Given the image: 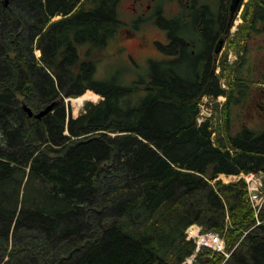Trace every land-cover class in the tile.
<instances>
[{
    "label": "trees",
    "instance_id": "trees-1",
    "mask_svg": "<svg viewBox=\"0 0 264 264\" xmlns=\"http://www.w3.org/2000/svg\"><path fill=\"white\" fill-rule=\"evenodd\" d=\"M119 3L0 0V264H186L193 223L222 233L230 251L193 264H264V204L256 215L242 180L216 179L264 173V120L231 129L264 82L249 57L264 0L246 2L228 37L237 59L225 54L221 75L183 49L129 80L123 67L98 79L107 52L122 57ZM87 90L102 98L72 117L65 98ZM221 94L219 127L199 124L201 97ZM49 104L39 118L26 109Z\"/></svg>",
    "mask_w": 264,
    "mask_h": 264
},
{
    "label": "flooded vegetation",
    "instance_id": "flooded-vegetation-1",
    "mask_svg": "<svg viewBox=\"0 0 264 264\" xmlns=\"http://www.w3.org/2000/svg\"><path fill=\"white\" fill-rule=\"evenodd\" d=\"M119 1L122 12L124 4ZM242 1L232 9V0H126L129 13L123 10L126 18H120L125 42L117 54L136 67L138 61L130 47L149 67L151 62L173 61L184 49L197 67L218 75ZM179 32L182 35L178 36ZM255 37L249 54L254 50Z\"/></svg>",
    "mask_w": 264,
    "mask_h": 264
},
{
    "label": "rangeland",
    "instance_id": "rangeland-1",
    "mask_svg": "<svg viewBox=\"0 0 264 264\" xmlns=\"http://www.w3.org/2000/svg\"><path fill=\"white\" fill-rule=\"evenodd\" d=\"M247 1L248 0L242 1V5L239 9L238 14L235 17V21L233 22V24H235L234 30L232 31L233 33L236 32L239 25H241L243 23L242 13H243V9H244ZM122 2L124 4L123 10L125 11V9H126V12L129 13L126 0H122ZM120 9H121V7H120ZM123 10H122V12H120L121 17L126 18ZM57 18H59V16H56L53 19H57ZM119 33H120L119 34V40H118V44H117L116 48H118L119 45H120V47H122V45H124V42H125V40H124L125 31L122 32V30H121V32H119ZM233 33L230 36H233ZM263 40H264V32L261 34H257L255 37L254 50L252 52H250V54H249L250 58L254 60V64H252V69H255L254 72L257 71V72H259V74L260 73L264 74V41ZM129 50L133 53L135 59L138 61L136 67H133L132 65H130L129 62H127L126 58L124 59L123 56L119 57L120 59L114 58V55L112 52H107V57H106L107 59L105 61L99 63L95 67L96 68L95 77H98V79H102L104 77L106 78V77L110 76L111 74H113L116 69H121L122 67L123 68L121 70L124 71V77L126 78V80H129L131 76L135 77L136 74L143 75L144 73H147L148 69L146 67V63L143 62L144 60L142 61L140 54L130 47H129ZM35 54H36V56H39L40 50L36 49ZM225 54H226V60L228 61V63H231L232 61H234L238 56L229 42H227L225 45L224 55ZM224 55H223V58H224ZM221 68L219 67V70L217 72L218 75H221V72H222ZM221 80H222L221 81L222 83L225 82V79L223 77H221ZM225 84H226L225 86L227 88L228 84L226 82H225ZM254 85H257L256 87H262V85L264 86V82L259 83V84H254ZM262 88H264V87H262ZM262 88L261 89L256 88L254 91V96L251 99L245 100L242 105L238 106L232 112L231 119H234L235 115H237V114H239V117L241 118L240 120L234 119V122L232 123V126H231L232 131H235L241 123H245L247 126L252 127V128L253 127L254 128L259 127L262 125L263 120H264V97H263V99L258 97V92L260 90H263ZM88 91H89V93L92 92L91 94H94L96 96L92 97V95H91L90 98L85 100L81 105H77V103H74L72 101V98H76V97H71V99H70V97L65 98L64 101H65V104L67 107V112H68V114L72 115V117H76L83 110V108L85 107V105L87 103H89V102L95 103L96 99L99 101L102 98V96L100 94L94 92L93 90H87L85 93H87ZM263 92H264V90H263ZM225 101H226V99H224V101H220V100L215 99V100L203 102L204 103L203 108H205V111H206L205 113L210 115L207 117L206 120L210 119L214 127H219L220 123L222 122L221 117L223 114L222 110H223V106H224ZM221 177H222V179L227 178L223 175ZM215 232H217V231H215ZM218 233L225 240L224 235L220 232H218ZM225 252H226V254H224L222 252H217V251H215L214 253L223 255V257H224L223 260H225L228 258L230 251H228L225 247ZM211 255L212 254H210V256Z\"/></svg>",
    "mask_w": 264,
    "mask_h": 264
},
{
    "label": "built area",
    "instance_id": "built-area-1",
    "mask_svg": "<svg viewBox=\"0 0 264 264\" xmlns=\"http://www.w3.org/2000/svg\"><path fill=\"white\" fill-rule=\"evenodd\" d=\"M206 100L207 98L203 99V101ZM205 112V108H203L202 104L201 111L197 117V120L199 122H202L207 116H209V114ZM263 178L264 175L260 172H248L240 173L239 175L228 176L227 178L223 179L226 182L243 179L248 192V200L255 212L258 213L260 208L262 207V204L264 203V195L262 194L261 190L263 186ZM186 234L188 239L192 238L196 243L194 254L187 259L188 263L192 262L194 256L199 251H201L203 247H207L218 252H224L223 238L214 232L208 231L203 233L202 228L199 225L192 224L187 228Z\"/></svg>",
    "mask_w": 264,
    "mask_h": 264
},
{
    "label": "water",
    "instance_id": "water-1",
    "mask_svg": "<svg viewBox=\"0 0 264 264\" xmlns=\"http://www.w3.org/2000/svg\"><path fill=\"white\" fill-rule=\"evenodd\" d=\"M241 2V0H232V5L231 8H235L239 3ZM52 108V104H49L48 106H46L43 110H41L40 112H37L35 114H33V111L30 108H26L28 111V114L30 116L34 115L36 118L41 117L42 115L48 113Z\"/></svg>",
    "mask_w": 264,
    "mask_h": 264
},
{
    "label": "bare ground",
    "instance_id": "bare-ground-1",
    "mask_svg": "<svg viewBox=\"0 0 264 264\" xmlns=\"http://www.w3.org/2000/svg\"><path fill=\"white\" fill-rule=\"evenodd\" d=\"M91 93H92V92H91ZM91 93H89V91H88L87 93L83 94V95L80 96V97L72 98V101H73L74 103H77V105H81L85 100L89 99L91 95H92V97H95V96H96V95L91 94ZM261 208H262V207H261ZM261 208H260V210H261ZM260 210H259V211H260ZM258 213H259V212H258Z\"/></svg>",
    "mask_w": 264,
    "mask_h": 264
}]
</instances>
